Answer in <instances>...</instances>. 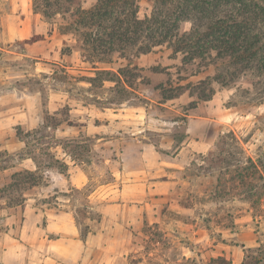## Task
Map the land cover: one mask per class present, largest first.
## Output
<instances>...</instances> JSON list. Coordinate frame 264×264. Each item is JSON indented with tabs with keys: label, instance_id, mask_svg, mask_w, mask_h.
Listing matches in <instances>:
<instances>
[{
	"label": "rangeland",
	"instance_id": "1",
	"mask_svg": "<svg viewBox=\"0 0 264 264\" xmlns=\"http://www.w3.org/2000/svg\"><path fill=\"white\" fill-rule=\"evenodd\" d=\"M61 24L34 14L30 0H0V152L17 151V135L42 126L40 134L62 142L89 138L75 157L86 185L54 195L76 226L104 236L86 247L88 264H264V54L236 65L212 52L205 68L199 59L182 64L164 46L131 58L132 88L91 85L96 70H128L127 59L82 58ZM190 27L184 21L179 32ZM222 72L234 74L222 80ZM176 86L186 90L164 99ZM198 140L206 152L189 147L183 162L176 158ZM12 171L0 172V186ZM45 177L42 185L63 179Z\"/></svg>",
	"mask_w": 264,
	"mask_h": 264
},
{
	"label": "trees",
	"instance_id": "2",
	"mask_svg": "<svg viewBox=\"0 0 264 264\" xmlns=\"http://www.w3.org/2000/svg\"><path fill=\"white\" fill-rule=\"evenodd\" d=\"M92 1L89 7H84V0H31L34 14L46 21L56 16L61 18L63 30L80 43L82 58L107 64L115 55L127 59L128 70L121 68L116 75L110 70H96V77L89 79L91 85L96 80L100 85L111 81L132 88L126 76V71L133 69L130 68L131 58L164 46L173 56L179 55L182 64L199 59L205 68L213 60L212 52L217 53V59H228L236 65L264 54L261 40L264 38V11L259 12L263 7L256 6H264V0H146L150 9L143 7V0ZM184 21H189L191 27L180 33V24ZM224 72L221 73L222 80L234 74ZM170 88L172 94L163 96L166 100L177 98L186 90L184 86ZM212 94L209 88L203 97L209 100ZM45 127L20 132L17 138L24 145L19 152H0V171L13 170L8 182L0 186V209L21 205L29 189L44 184L46 172L54 169L66 174L67 164L55 157L51 151L53 147L60 145L73 159L86 148L85 142H90L89 138L62 142L47 133L40 134ZM65 142L71 146L68 151ZM26 159L34 163L35 170L17 167ZM248 162L258 173L257 167ZM77 226L82 239L91 233L88 226H84V230ZM212 261L227 264L222 258Z\"/></svg>",
	"mask_w": 264,
	"mask_h": 264
},
{
	"label": "crops",
	"instance_id": "3",
	"mask_svg": "<svg viewBox=\"0 0 264 264\" xmlns=\"http://www.w3.org/2000/svg\"><path fill=\"white\" fill-rule=\"evenodd\" d=\"M24 29L25 25L19 30V34H23ZM18 39L23 38L18 37ZM196 109L194 108V110ZM202 119L208 121L210 118L204 117ZM193 121L195 122V120ZM19 123L22 126V122ZM56 131L57 127L54 132ZM54 138L63 140L57 138L56 134ZM18 142L20 141L18 140ZM186 142L180 146L175 155L182 162L190 152L189 147H192L197 152H206L209 149V146L207 148L205 146L202 147L204 145L202 140L185 144ZM22 148L12 153L19 152ZM192 149L191 151H193ZM51 151L56 158L67 164L65 175L54 169L48 171V173L55 172L61 175L63 177L60 181L62 184L54 182L33 187L26 192V200L21 205L0 209V226L2 227H0L1 264H88L89 259H87L88 251L86 247H93L104 239L103 234L99 236V234H94L93 231L85 239H82L79 234L80 230L74 223L73 211L60 209L63 205L59 202V198L54 196L58 192L64 193L69 186L71 190H80L86 185L87 175L84 169V161H77L75 157L73 159L70 158L69 155L64 153L60 145L53 147ZM59 155H61V158L58 157ZM23 162H29L30 165L22 167ZM17 167L35 170V165L30 159L23 160ZM30 193L33 197L27 196ZM50 198L52 200L51 207H49L50 204L47 202V199ZM39 199L42 200L41 208L36 205V200ZM44 218L45 225L40 229L39 224Z\"/></svg>",
	"mask_w": 264,
	"mask_h": 264
}]
</instances>
